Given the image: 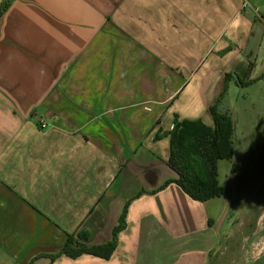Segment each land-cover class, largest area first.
Returning <instances> with one entry per match:
<instances>
[{"label":"crops","instance_id":"crops-1","mask_svg":"<svg viewBox=\"0 0 264 264\" xmlns=\"http://www.w3.org/2000/svg\"><path fill=\"white\" fill-rule=\"evenodd\" d=\"M252 1L0 0V264L229 259L236 215L264 213V192L192 199L169 133L214 125V79L247 49ZM125 212L110 259L60 254L70 235L112 242Z\"/></svg>","mask_w":264,"mask_h":264},{"label":"rangeland","instance_id":"rangeland-1","mask_svg":"<svg viewBox=\"0 0 264 264\" xmlns=\"http://www.w3.org/2000/svg\"><path fill=\"white\" fill-rule=\"evenodd\" d=\"M254 1L246 4L255 24L247 49L233 63L236 69L229 68L223 78L225 81L227 73L236 74L235 80L238 77L242 85L234 79L227 81L226 91L218 104V111L233 120L235 151L233 161L221 160L218 163L219 181L228 191L220 197L221 207L239 197L235 195V188L243 195L245 187L253 195L258 191L264 192V5L260 4L264 0ZM222 82V78L214 79L212 89L223 91ZM232 169L237 178L231 175ZM262 199L264 202V196ZM237 207H243L242 200ZM245 217L236 215V226L229 239L233 245L221 249L229 259L218 264H252L255 260H264V213L252 215L250 219Z\"/></svg>","mask_w":264,"mask_h":264},{"label":"trees","instance_id":"trees-1","mask_svg":"<svg viewBox=\"0 0 264 264\" xmlns=\"http://www.w3.org/2000/svg\"><path fill=\"white\" fill-rule=\"evenodd\" d=\"M235 76L236 74L227 73L224 89L217 101L210 107L214 121L213 126H207L201 120L179 121L176 119L173 129L169 133L171 139L169 165L177 174V179L173 182L177 183L196 201L206 202L220 198L226 193L225 187L219 181L218 163L221 160H234V124L229 115L218 111V104L226 91V82L235 80ZM235 81L242 85V81L238 77ZM125 216L126 212L120 225L114 231L112 242L87 246L80 242L83 239L81 234L70 235L60 254H65L73 259L83 254L110 259L117 248L116 236L126 227Z\"/></svg>","mask_w":264,"mask_h":264},{"label":"clouds","instance_id":"clouds-1","mask_svg":"<svg viewBox=\"0 0 264 264\" xmlns=\"http://www.w3.org/2000/svg\"><path fill=\"white\" fill-rule=\"evenodd\" d=\"M239 23H240L239 19H237L236 21H234V24H235L236 26H238Z\"/></svg>","mask_w":264,"mask_h":264},{"label":"built area","instance_id":"built-area-1","mask_svg":"<svg viewBox=\"0 0 264 264\" xmlns=\"http://www.w3.org/2000/svg\"><path fill=\"white\" fill-rule=\"evenodd\" d=\"M41 127L45 128L46 127V124L45 123H42Z\"/></svg>","mask_w":264,"mask_h":264}]
</instances>
